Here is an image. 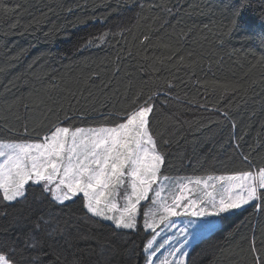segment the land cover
I'll return each instance as SVG.
<instances>
[{
  "label": "trees",
  "instance_id": "16d2710c",
  "mask_svg": "<svg viewBox=\"0 0 264 264\" xmlns=\"http://www.w3.org/2000/svg\"><path fill=\"white\" fill-rule=\"evenodd\" d=\"M238 2L0 0V140L24 139L25 124L27 138L36 139L65 114L76 126L106 124L142 90L158 94L153 127L167 141L170 177L264 165V48L245 31H230ZM251 3L244 22L259 34L264 7L262 0ZM88 40L96 44L84 47ZM225 84L237 91H226ZM54 220L65 229L70 259L129 264L135 247L144 264L148 233L91 217L82 196L61 205L41 197L38 187L27 202H0V241L6 242L0 249L11 252L36 222ZM253 237L257 247L264 241V212L247 205L223 215L188 259L250 264Z\"/></svg>",
  "mask_w": 264,
  "mask_h": 264
},
{
  "label": "snow or ice",
  "instance_id": "6c2138e0",
  "mask_svg": "<svg viewBox=\"0 0 264 264\" xmlns=\"http://www.w3.org/2000/svg\"><path fill=\"white\" fill-rule=\"evenodd\" d=\"M251 7V0H239L233 6L230 31L239 28L264 48V12L259 34L244 22ZM106 35L98 39L103 42ZM148 39L144 36L145 41ZM95 44L96 40H88L84 47ZM223 87L237 91L235 85ZM157 95H145L142 90L134 93L129 106L106 124L76 126L65 114L36 139L27 138L29 128L25 124L24 139L0 140V202H27L33 187L40 189L41 197L61 205L82 196L83 207L91 217L111 221L116 229L149 234L142 248L144 264H191L185 249L214 232L217 219L224 214L246 205L264 212V165L250 164L248 170L227 175L170 177L163 151L167 141L153 127ZM222 115L230 118L227 112ZM243 159L247 162L248 156ZM174 218H183L182 225L178 227ZM161 226L178 227V231L161 241ZM166 246L167 253L162 254ZM69 248L59 220L38 221L23 244L16 243L11 252L0 249V264H83L75 257L70 259ZM247 254L250 264H264V241L257 247L253 237ZM226 255L232 259L230 253ZM129 264H139L135 247Z\"/></svg>",
  "mask_w": 264,
  "mask_h": 264
},
{
  "label": "rangeland",
  "instance_id": "374dc122",
  "mask_svg": "<svg viewBox=\"0 0 264 264\" xmlns=\"http://www.w3.org/2000/svg\"><path fill=\"white\" fill-rule=\"evenodd\" d=\"M213 176L215 175H222V174H212ZM227 175V174H225ZM209 175H203V176H199V177H207ZM186 177H198V176H177V177H173V178H186ZM151 195V194H150ZM146 203V202H145ZM247 206V205H246ZM244 206V207H246ZM244 207H242L241 209H243ZM241 209H238V210H241ZM237 211V210H235ZM235 211L231 212V213H227V214H232L234 213ZM225 215V214H224ZM175 219V222L177 224V226H181L182 225V220L183 218H174ZM110 223H112L111 221H108ZM113 224V223H112ZM222 224V219H217V225L218 227L221 226ZM178 227L176 229H163V226H161V229H158V231H161V236L158 238L159 240H163L165 237H168V236H175L176 232L178 231ZM210 234V233H209ZM209 234L203 236L201 239L195 241L193 244H191L189 247H187L185 250L189 252L190 254V251L192 250V248L195 246V244H197L199 241H201L203 238H205L206 236H208ZM150 238V236L148 237ZM175 246H178V245H175ZM167 249H168V246L165 247V249H162L161 250V253L162 254H166L167 253ZM158 255H161V254H158ZM162 258V256H161Z\"/></svg>",
  "mask_w": 264,
  "mask_h": 264
}]
</instances>
